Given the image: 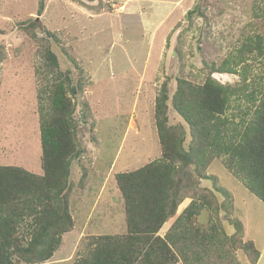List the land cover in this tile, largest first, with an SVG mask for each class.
I'll use <instances>...</instances> for the list:
<instances>
[{
  "label": "rangeland",
  "instance_id": "1",
  "mask_svg": "<svg viewBox=\"0 0 264 264\" xmlns=\"http://www.w3.org/2000/svg\"><path fill=\"white\" fill-rule=\"evenodd\" d=\"M41 1L0 0V52L6 54L0 71V164L43 174L38 104L42 84L35 56L39 44L25 29L30 20H37L40 38L46 30L57 36L52 48L61 69L70 70L75 84L83 85L75 102L78 135L87 153L73 163L71 175L76 228L64 234L61 246L45 263L75 264L85 253L86 235L127 231L116 175L162 157L155 113L162 85L170 80L169 124L184 127V146L189 149V126L174 107L178 79L202 84L210 76L238 85V75L213 66L220 67L249 35L264 36L259 13L264 4L259 9V0H46L39 15ZM260 62L249 60L240 67L251 64L252 74L261 76ZM244 100L239 103L245 107ZM84 169L85 190L80 188ZM190 172L194 186L185 188L187 197L160 235L165 236L168 224L193 199L201 204V196H206L195 224L208 240L206 247H196L199 258L178 264H252L256 257L243 249L250 241L262 255L257 264H264V202L221 158L209 165L195 163ZM183 185H189L188 178ZM230 238L239 245L232 246Z\"/></svg>",
  "mask_w": 264,
  "mask_h": 264
},
{
  "label": "trees",
  "instance_id": "2",
  "mask_svg": "<svg viewBox=\"0 0 264 264\" xmlns=\"http://www.w3.org/2000/svg\"><path fill=\"white\" fill-rule=\"evenodd\" d=\"M45 1H41L39 15ZM260 3L264 0L257 2L259 9ZM259 13L264 18V8ZM39 24L30 20L25 29L39 44L35 56L39 60L36 74L42 84L38 104L43 174L0 164V264H45L61 246L64 234L76 228L71 175L73 163L87 153L78 135L75 102L83 85L75 84L70 70L61 69L52 48V38L57 36L46 30V36L40 38L36 33ZM235 53L213 69L238 75V85L222 84L210 76L202 84L185 78L177 81L174 107L189 126V149L184 146V127L169 124L170 80L162 85L155 109L162 157L138 170L116 175L127 231L86 235L85 253L75 264H178L181 259L188 262L199 258L201 252L195 249L206 247L208 239L195 220L206 206V196H201V204L193 199L165 236L160 235L187 197L185 188L194 186L190 167L195 163L209 165L223 159L225 167L264 202V71L255 77L251 64L240 67L249 60L262 59L260 64H264V36L249 35ZM5 56L0 52V71ZM242 97L245 107L239 103ZM236 118L241 119L237 122ZM86 173L84 169L80 182L84 190ZM185 178L189 185H183ZM229 242L232 246L240 243L232 238ZM243 249L254 254L252 264H257L261 253L254 243L243 244Z\"/></svg>",
  "mask_w": 264,
  "mask_h": 264
},
{
  "label": "crops",
  "instance_id": "3",
  "mask_svg": "<svg viewBox=\"0 0 264 264\" xmlns=\"http://www.w3.org/2000/svg\"><path fill=\"white\" fill-rule=\"evenodd\" d=\"M106 199V198H105ZM107 200V199H106ZM185 209V208H184ZM125 211V208H124ZM183 211V210H182ZM126 219V216H125ZM175 220H173L172 222H170V224H168L167 228H166V232L169 230V228L172 226V224L174 223ZM262 256V255H261ZM261 260V259H260Z\"/></svg>",
  "mask_w": 264,
  "mask_h": 264
},
{
  "label": "clouds",
  "instance_id": "4",
  "mask_svg": "<svg viewBox=\"0 0 264 264\" xmlns=\"http://www.w3.org/2000/svg\"><path fill=\"white\" fill-rule=\"evenodd\" d=\"M125 205V204H124Z\"/></svg>",
  "mask_w": 264,
  "mask_h": 264
}]
</instances>
